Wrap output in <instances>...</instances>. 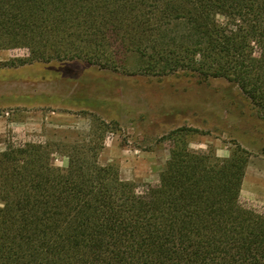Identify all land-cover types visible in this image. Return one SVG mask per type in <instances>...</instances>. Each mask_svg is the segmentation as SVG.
Here are the masks:
<instances>
[{"label":"trees","instance_id":"1","mask_svg":"<svg viewBox=\"0 0 264 264\" xmlns=\"http://www.w3.org/2000/svg\"><path fill=\"white\" fill-rule=\"evenodd\" d=\"M12 49L27 53L18 64L79 59L222 78L264 116V0H0V51ZM189 130L166 135L169 158L153 184L100 165L94 132L7 140L0 264H264V207L240 199L248 153L193 149Z\"/></svg>","mask_w":264,"mask_h":264},{"label":"rangeland","instance_id":"2","mask_svg":"<svg viewBox=\"0 0 264 264\" xmlns=\"http://www.w3.org/2000/svg\"><path fill=\"white\" fill-rule=\"evenodd\" d=\"M26 57L22 49L0 51V150L9 139L94 132L103 138L100 165H115L122 180L153 184L169 158L166 135L196 129L186 131L193 149L248 153L240 199L264 207V116L234 83L182 71L130 74L79 59L18 64ZM96 117L106 125L97 128ZM51 164L62 170L67 159L54 155Z\"/></svg>","mask_w":264,"mask_h":264}]
</instances>
